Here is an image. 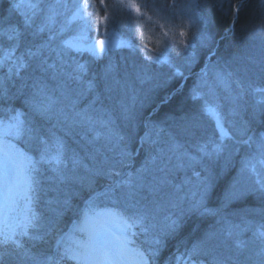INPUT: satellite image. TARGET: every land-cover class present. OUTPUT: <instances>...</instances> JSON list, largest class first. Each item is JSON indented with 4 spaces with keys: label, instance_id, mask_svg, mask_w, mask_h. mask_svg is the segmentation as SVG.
I'll return each mask as SVG.
<instances>
[{
    "label": "rangeland",
    "instance_id": "obj_1",
    "mask_svg": "<svg viewBox=\"0 0 264 264\" xmlns=\"http://www.w3.org/2000/svg\"><path fill=\"white\" fill-rule=\"evenodd\" d=\"M3 1L0 0V29L12 25L25 32V37L22 38L19 47L13 51L10 60L5 65L17 68L16 65L20 63L17 58H22L27 66L25 71L27 75L22 77L27 78L32 75L34 70L29 68V57H23L24 46L28 48L31 44H40L46 41L49 35L55 34L56 40L52 42L51 48L56 51L45 50L43 57L31 58L32 62H40L42 59L48 65H54L52 68H47V73L43 71V74L47 75L46 78L50 80L59 79L58 82L48 86V91L41 93L43 97L47 95L44 103L47 108L52 109L59 105V100H67V88L64 82L72 81L76 84L86 82L88 84L86 91L91 97L81 112L93 118L94 123L84 122L83 127L79 123L63 126L62 133L73 134L69 142L73 146L80 144L78 148L75 146V150L80 153L77 157L69 152L68 142L63 141V159L66 163V167L63 168L65 180H58L56 174L46 164L38 165V172L33 173L39 180V186L31 207L39 214L41 222L38 229H30L29 233L33 237L43 236L45 243L40 239L38 240L41 244L38 241L36 244L33 242L34 239L17 237L24 248L17 249L11 244L6 249L0 248V262L5 259L9 262L10 258L11 264H35L23 255L24 250L27 249L31 254L43 259L41 253L47 255L56 253L55 243L60 238H63V247L76 249L79 244L88 241V231L81 230L85 222H87L88 229L94 231H102L101 225L107 222L113 231L119 233L120 228L116 223L110 218L100 217L97 214L112 209L115 212L127 209L130 214L134 209H130L129 205L138 202L139 207L148 214L145 223L150 227L147 233L141 231L139 227L128 233L129 250L123 257V264H144L137 253L144 254L147 264H154L151 262V257L155 260L158 250L160 247L167 246L166 241L173 233L165 234L163 231L165 226L175 220L178 223L177 228H180L179 225L181 221H184L186 213L189 210H195L193 205L200 200L205 187H207V194L204 196V203L207 209L212 208L208 204V197L211 192L215 195L211 188L216 180L217 167L221 169H226L228 166L236 167V179H232L229 197L246 196L252 193L253 200L257 203L263 202L264 188L261 184L264 183V164L260 161L264 160V133L257 126L258 121L263 120L264 117V102H261L264 100V92H258L256 89H264V81H261L262 79L256 72L248 74L247 71L242 73L238 71V66L234 64L235 61H221L215 56L216 51L210 50L209 38L207 40L201 37V47L197 46L195 39L189 35L185 24L182 23V15H185L187 19L191 17L190 10L188 12L187 9L192 0H103V3L101 0H87L86 11L92 14L89 17L91 21L89 28H85L84 20L80 18L72 20L70 24L67 23L76 11L72 8L73 0H64L69 5L68 9L56 6V0H43L44 10L33 18L35 24L28 30L24 29V17L21 11L14 10L12 7L18 0H7L8 5ZM79 2L84 3L85 0H79ZM48 5L55 6V11L58 13L55 23L50 26L51 32L46 30L41 34L43 41L39 38L33 39L28 33L34 31L36 26L44 21ZM132 5L138 7L140 11L137 12ZM97 17H100L99 21ZM191 19L189 18L188 21ZM191 22H189L190 25ZM81 35H83V40L79 39ZM0 41H3L0 43V54L10 47L9 43L11 45L17 43L8 41L2 35H0ZM62 41L71 43L72 47H63ZM99 41L105 42L103 50H101ZM126 49L131 50L133 54L139 52L142 55L138 56L140 62L134 64L136 69L129 65L126 59L122 62L125 71L131 68L132 72L138 76V85L142 88L147 86V81L156 76L152 72L158 70L159 66L166 68L169 74L168 80L173 76L181 75L186 79L195 73L192 76V86L193 97L197 99L198 113L193 114L192 123L194 125L197 123L200 128L194 130L191 138L171 129L170 126L166 127L167 131L165 129L155 131L157 124L151 126L146 122L144 124V133H146L142 135L145 140L142 144L140 143V152H137V155L141 154V148L144 147L145 156L147 153L157 152L158 161H149L145 156H141L137 161L136 155L133 156L134 153L130 156L131 139L128 137L125 143H120L114 135L117 134L114 128L116 121L118 122L117 129H125L119 126L123 124L121 116L123 113L119 110L120 107L117 108L118 105L112 106L113 103L118 104V100H121L124 108L122 111L127 117L130 109L125 107V102L128 101L125 100L124 94L131 95L136 92L133 83L127 81L126 93H124L123 80L117 74L119 70H122V66L116 62V56H121L120 51ZM203 51L206 53L208 51V54L202 53ZM57 52H62V55L58 56ZM202 54L206 57L201 61ZM106 55L107 58L101 65L103 76L109 84L100 85L96 77L93 78L95 73L92 67L96 63L93 64L90 59L101 60ZM109 56H111L110 59ZM201 62L200 68H194ZM77 65H83L85 70L80 72ZM187 70L193 73H187ZM112 87L120 91L119 97L116 91L110 90ZM30 105L31 103L28 106ZM74 108L73 105H68L67 112L70 117H72ZM209 108L220 117L227 135L221 137L220 129L217 127V117L207 110ZM246 109H248V114L244 113ZM17 112L21 113V119L28 123L33 109L23 110L21 107L8 105L3 112H0V121L7 120ZM74 116H80L79 110L74 112ZM130 126H134L133 122ZM79 129H81L80 134H76L75 131ZM8 140L14 145V148L9 149L10 156H15L16 149H19L34 160L39 159L43 145L35 139L9 136ZM33 144L38 149L36 154L27 147ZM218 146L220 151L216 152ZM201 147H204V152L200 151ZM122 149L126 150L129 155L121 157ZM52 150L54 151L55 148ZM205 152L208 154L205 155ZM185 153L187 156L184 155ZM188 156H193L195 159L189 160ZM128 158L131 160L132 180L137 185L135 199L130 201L127 198V189L123 186L115 192L104 195L114 185L108 183L110 186L104 188L103 193L99 196L95 194L84 205V196L102 182L103 175H115L125 165ZM73 160L80 161L79 165L86 168L87 175H68ZM252 166L255 167L254 172L251 170ZM84 172V169L79 171L80 174ZM176 172L184 184L174 181ZM21 184H23L22 180ZM47 191L54 195L57 193V195L46 196ZM24 204L25 201L21 199L18 212L23 209ZM213 206H215L214 200ZM217 206L219 208V205ZM81 207L83 209L79 219L64 229L66 226L64 224L69 220V214ZM263 210V207H256V209L247 207L240 213L235 212L234 218L224 217L221 214L217 223L212 221L209 226L202 225L201 228H195L198 231L199 228L201 229L197 239L180 243L184 240L178 237L177 239L180 238V240H176L177 242L173 245L177 246L180 243L182 247L165 263L194 264L193 261H196V264H213V258L217 257L224 260L225 264H237L236 259L241 257V254L235 249L232 250L235 244L237 246L242 244L247 251L249 247H252L247 252L250 262H254L253 257L260 262L264 258V254H261L264 250V240H261L257 233L264 231ZM212 212L214 213L215 210ZM16 215V213L12 214L9 219L10 224L13 223V217ZM229 231L232 235H228ZM209 234L214 235L210 237ZM249 237L254 241L250 246L246 244ZM156 238L159 239V244L154 242ZM109 239L110 237L100 235L97 237L96 244L111 246ZM201 242L205 243L201 244ZM226 244L231 251L227 250ZM198 245L201 246L198 254L190 257L189 253L194 246ZM153 251L155 254L150 255ZM59 264H80V262L66 258L60 260Z\"/></svg>",
    "mask_w": 264,
    "mask_h": 264
},
{
    "label": "trees",
    "instance_id": "obj_2",
    "mask_svg": "<svg viewBox=\"0 0 264 264\" xmlns=\"http://www.w3.org/2000/svg\"><path fill=\"white\" fill-rule=\"evenodd\" d=\"M3 2L8 5L7 0ZM187 10L188 12L190 10L189 15L191 17L189 18H192V22L188 21L189 18L187 19L185 15H182V23L185 24V28L190 33L189 35L195 39L198 47H201V37H205L207 40L209 38L211 41L210 50L212 51V49H214L216 51L215 56L221 59V61H235L234 64L238 66V71L241 73L247 71L248 74H255L256 72L262 79L261 81H264V0H198V2L197 0H192ZM234 11H236V14H234ZM189 22H191V25ZM2 42L3 41H0V43ZM10 45L11 43L8 44V46ZM26 50L27 48L24 46L23 57L28 58V56L25 55ZM202 53L208 54V51L207 53L204 51ZM204 54H202L201 61L202 58L206 57ZM120 55L121 56H116L117 61H115L118 62L119 66H122V70H119L120 72H117V74H119L123 80L124 93H126L125 86L127 81L133 83L136 92H133L131 95L128 93H126V95L124 94L125 100L129 102H125V107L130 109L127 117H125V113L123 112L124 108L122 107L121 100H118V104L113 103L112 105H118L117 108L120 107L119 110L123 113L121 115L123 117V124L119 126L124 128V125L128 122L129 134L125 131L126 129H117V121L114 127H116L118 135L123 137L122 140H118L120 143H125L128 137L131 139L129 146L130 156L136 151L135 149L138 147L140 148L139 138L145 130V122L148 123L149 126L157 124L155 131H158V129H165L167 131L168 128L166 127L170 126L171 129L176 130L180 134H184L187 138H191L194 130L200 128L197 123L195 125L192 123L193 114L198 113V107L196 105L197 99L193 97L192 86V76L193 74L195 75V73L187 70V73H193L192 76L186 79L183 78V75L173 76L168 80L167 76L169 74L166 68L159 66V68H157L158 70L152 72L156 76L147 81V86L142 88L138 85V76L132 72L131 68H127V71H125V67L122 63L123 59H126V62L136 69L137 67L134 64L139 61L138 56L141 57V53L137 52L133 54L131 50L126 49L120 51ZM106 58L107 55L102 57L101 60H96L94 58L90 59L93 64L96 63L94 67H92L95 73L93 78L96 77L100 85L109 84V81L103 76V67L101 65ZM110 58L111 56H109V59ZM29 59V68H33L34 72L27 78L22 77L23 75H27V73H25L27 66L23 68L8 67L6 65L0 66V112H3L8 105L21 107L23 110L33 109V113L30 115L28 122H31L32 126L39 130L41 136L46 137L47 132L51 131L57 139H61L66 143L68 142V145H70L69 139H71V135L73 134L71 133V135H69L61 132L64 124L63 122L72 125L74 123L76 124L78 120H74V116L70 117L68 115L67 108L71 103L81 113V110L87 106L88 100L91 97L90 93L86 91L88 84H86L85 81H83L85 83L82 84H76L72 81L64 82V86L67 88V100L64 102L59 100V105L55 106V108H47L44 103V99L47 95L43 97L41 93L48 91V86L51 83L58 82L59 79L50 80L46 78L47 75L43 74L44 70H41L39 67L40 62H32L30 57ZM138 64L142 65V63ZM47 65L46 63L45 68H47ZM201 65L202 62L194 68H200ZM44 73H47V71H44ZM110 90L116 91L117 97L120 96V91H118L117 88L112 87ZM56 95L58 96L59 94ZM32 97L35 98L31 99ZM71 100L73 102H71ZM30 103L31 105L28 106ZM244 113L248 114V109H246ZM132 122L134 125L133 127L130 126ZM257 128L263 130L264 133V117L262 121H258ZM71 145L72 148L75 149L72 143ZM143 148H141V154L135 157L137 161L141 156H145ZM145 157L149 161L158 159L157 152H152V154L147 153ZM217 170L214 188H211L215 195H212L211 192L208 197V204L212 207H208V209H213L212 211L215 210L214 214H208L203 211V208L207 207L206 203H204L202 209L189 210L183 218L184 221H181L179 225L180 228H177L172 235L168 237L166 241L167 246L160 247L157 255H155V260H153L154 262H164L163 264H166L165 262L168 258L175 256L174 254L182 247L179 245L180 243H186L187 241L197 239L202 225L209 226L212 221L217 223L219 215L233 217V215L236 214L235 212L240 213L246 210L247 207H253L254 209H256V207H263L264 209V197L262 199L263 202L257 203L253 200L254 198L251 196L253 195L252 193L246 196L239 195L233 198L228 196L231 190L232 179H236V167L228 166L226 169L217 167ZM109 176L112 175H104L102 179L103 182H111L112 178ZM129 176L132 178V175ZM178 176L177 173L174 181L178 184H184ZM101 185H99L98 188H101ZM55 195H57V193H55ZM55 195L51 192H46V196ZM212 199L214 200L215 206H213ZM217 205H219V208ZM76 213L77 212H72L69 216H73ZM40 222L39 220L38 223ZM198 227H200L199 231L195 229ZM178 237L182 238L185 242L181 241L177 246L173 245L174 242L180 240V238L177 239ZM37 241L40 243L38 239H34L33 242L38 244ZM42 242L45 243V240L43 239ZM253 242V238L249 237L246 244L250 246ZM227 245L228 244H226V246ZM251 248L252 247H249L247 251L242 247V244L239 246L236 244L234 245L232 250L234 251L235 249L237 253L241 254V257H237L236 259L237 264H264V258L258 262L256 258L253 257L254 262H250L247 252H249ZM227 250L231 251L228 246ZM0 264H11L10 258L9 262L5 259V261L0 262Z\"/></svg>",
    "mask_w": 264,
    "mask_h": 264
},
{
    "label": "snow or ice",
    "instance_id": "obj_3",
    "mask_svg": "<svg viewBox=\"0 0 264 264\" xmlns=\"http://www.w3.org/2000/svg\"><path fill=\"white\" fill-rule=\"evenodd\" d=\"M103 3V0H101ZM56 6L63 7L65 9L69 8L68 3L64 0H56ZM14 10L21 11L23 15V26L25 30L31 29L35 20L33 19L37 16L38 13L42 12L43 9V0H18L17 3L12 5ZM137 12L140 11L138 7L132 5ZM48 12L44 17V21L37 25L34 31L28 33L33 39L39 38L43 41V36L41 34L45 31L51 32V25L55 23V17L58 14L55 11V6L48 5ZM72 8L76 9L73 13V16L67 22L70 24L72 20L80 18L84 20L85 28L91 26V21L89 17L92 15L86 10L88 8L87 0L84 3H80L79 0H73ZM83 13V15H81ZM97 21L100 20V17L96 18ZM106 19V17H105ZM0 35L7 38L8 41H16V44L10 45L8 49H5L2 54H0V66L5 65L11 58L13 51L19 47L22 38L25 37V32L20 31L16 26L9 25L6 28L0 29ZM83 40V35L79 37ZM56 40V35L51 34L48 36L46 41H43L40 44H31L25 55L30 58L39 59L45 55V50L56 51L51 48V44ZM104 41H99L101 45V50H103ZM63 47H72L71 43L67 41L61 42ZM79 50V49H77ZM58 56L62 55V52L56 53ZM20 60V63L16 65L17 68H23L26 66V63L22 58H17ZM151 59V57H149ZM46 61L40 60L39 67L41 70L46 71L47 68H52L54 65H47L45 68ZM77 69L80 72H83L84 66L77 65ZM11 70V69H10ZM79 79V77H76ZM91 87V85H89ZM258 92H264V89H256ZM6 94V90H5ZM261 102H264L262 100ZM213 115L217 117V127L220 129L221 137L227 135L223 129L220 117L215 113L211 108L207 109ZM39 111V110H38ZM22 114L17 112L16 115L11 116L7 120L0 121V248H7L9 244L14 245L17 249H23L24 245L20 242L17 237H28L29 240L40 239L43 240V236L33 237L30 235V229H38L40 224L38 223L41 219L39 214L31 207L33 199H35V193L37 192L39 186V180L33 175V173L38 172V165L46 164L50 166L51 170L56 174V178L60 181L66 179L63 168L66 167V163L63 159L64 157V145L63 142L57 139L54 142L55 150H52V147L49 146L47 140L43 139L40 135V132L37 128L33 127L31 122L26 123L21 119ZM83 120L87 121L89 124H93L91 117L83 116ZM117 139L122 140L123 137H120L117 134H114ZM12 136L14 138L27 137L32 140L35 139L43 147L40 149V155L38 160H34L31 156L27 155L25 152L16 149L15 156L9 155V149L14 148L8 137ZM178 147V146H174ZM204 147H201L200 151L204 152ZM219 146L216 148V152H219ZM208 153L205 152V155ZM121 157L129 155L126 150L122 149L120 153ZM184 155L187 156V153ZM189 160H194L195 157L188 156ZM74 164L79 163L77 160H73ZM261 164H264V160L260 161ZM182 166V165H181ZM255 171V167L252 166L251 169ZM21 180L23 184H21ZM127 189V198L130 201L135 199V189L137 185L129 176L126 180H121L116 182L111 186L104 195L108 193L115 192L121 187ZM261 187L264 188V183L261 184ZM207 194V187H205L204 193H202L201 198L193 205V209L199 210L203 208L204 196ZM25 201L23 209L19 212L20 209V200ZM130 208L134 209L130 214H128L127 209L122 212H114L111 210L98 213L97 216L110 218L111 221L116 223L117 227L120 228V232L117 233L113 231L111 227L108 226L107 222L101 225L102 231L90 230L87 227V222L81 227L82 231H88V241L79 244L76 249H69L63 247V238L57 239L55 247L57 249L56 253L53 255H47L41 253L43 259H40L34 254H31L29 250L25 249L23 255L28 259L35 262V264H59L60 260L64 259H73L80 264H123V257L127 253L128 245L130 243L128 238V233L132 229L139 227L141 231L147 233L149 231V225L145 223L148 218V214L141 207H139L138 202L131 203ZM203 211L208 214H214L212 210L203 208ZM16 213L17 215L13 217V223H9L10 217L12 214ZM178 227L177 221L173 220L168 225L165 226L163 230L165 234L174 232ZM135 233H133L134 235ZM104 235L110 237L111 246L96 244L97 237ZM214 234H209L211 237ZM228 235H232V232L229 231ZM258 237L261 240H264V231H259L257 233ZM156 244H159L160 241L158 238L154 241ZM206 242V241H205ZM201 242V244L205 243ZM239 246V245H238ZM201 246H194L189 256L197 255ZM141 260L144 261V264H147V260L144 259L143 253H137ZM153 251L150 255H154ZM264 254V250L262 253ZM213 264H225V261L217 257L213 258Z\"/></svg>",
    "mask_w": 264,
    "mask_h": 264
},
{
    "label": "bare ground",
    "instance_id": "obj_4",
    "mask_svg": "<svg viewBox=\"0 0 264 264\" xmlns=\"http://www.w3.org/2000/svg\"><path fill=\"white\" fill-rule=\"evenodd\" d=\"M235 9H236V8H235ZM234 14H236V11H234ZM135 150H136V153H137V152H140V151L138 150V148L135 149Z\"/></svg>",
    "mask_w": 264,
    "mask_h": 264
}]
</instances>
